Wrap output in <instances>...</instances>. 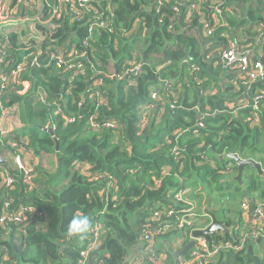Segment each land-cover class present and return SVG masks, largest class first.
Returning <instances> with one entry per match:
<instances>
[{"label": "trees", "instance_id": "1", "mask_svg": "<svg viewBox=\"0 0 264 264\" xmlns=\"http://www.w3.org/2000/svg\"><path fill=\"white\" fill-rule=\"evenodd\" d=\"M212 2L222 3L220 14L208 7ZM41 3L42 17L47 19L56 0ZM177 5L178 9H173ZM91 6L79 20L73 21L68 13L56 19L52 29L42 27L48 32L43 49L48 44L68 50L72 44L81 48L83 40H88L81 58L87 63L85 75L77 74L69 81L72 70L46 66L49 55L42 50L40 65L27 63L3 90L0 117L2 106L17 103L22 126L12 139L0 132V155H11L10 141L26 136L34 155L54 156V171L33 164L30 183H26L17 168L10 169L16 182L0 189V213L6 203L9 209L24 205L34 211L26 212L27 218L20 225L0 224V264H125L127 252L139 242L142 224L151 212L170 208L174 214L161 217L169 221V228L161 230L163 225L157 223L160 230L155 235L164 249L153 248L165 256L160 258L161 264H175L178 256L187 254L174 259L173 253L189 242L197 225L193 219H188L189 224H177L178 210L191 206L173 201L174 193L185 190L189 179L201 173L221 179L220 172L232 161L226 154L250 159L252 150L263 151L264 100L254 110L251 99L264 92V80L247 87L241 83L244 75L226 71L217 54L235 42L252 48L253 61L264 67V28L262 33L259 30L264 22V0H94ZM195 6L203 7L206 21L215 27L211 33L203 29ZM107 17L110 26H92ZM192 29L198 36L190 32ZM6 39L3 59L8 66L1 65L2 71L14 68L28 54L16 33H8ZM3 42L5 37L0 33V46ZM130 60L139 64L138 73L126 71L119 79L107 72L112 65L113 73H123ZM161 80L191 85L178 93L177 108L167 104L157 121L152 114L141 127L137 107L148 99L150 87ZM194 80L200 81L199 87ZM40 90L45 93L44 100L38 98ZM96 92L105 103L98 102ZM244 98L247 105L241 107L239 100ZM93 115L100 131L89 122ZM198 116L204 127H195ZM111 119L121 125L118 135L105 125ZM191 128H197L200 135ZM209 161L218 167L212 168ZM199 162L202 165H197ZM247 191L258 192L264 201V187L257 177H250ZM236 213L239 218L234 221L239 224L235 230L209 239L239 243L244 222ZM80 215L89 217L90 229L70 234L69 222ZM234 221L227 225L231 227ZM97 225L101 228L99 242L84 257L81 252L87 249ZM176 238L181 241L174 249ZM144 247H138L139 252ZM261 247L263 239L249 237L238 251H219L208 264H264ZM142 255L141 263L150 264Z\"/></svg>", "mask_w": 264, "mask_h": 264}, {"label": "built area", "instance_id": "2", "mask_svg": "<svg viewBox=\"0 0 264 264\" xmlns=\"http://www.w3.org/2000/svg\"><path fill=\"white\" fill-rule=\"evenodd\" d=\"M37 0H15V5L22 4H30L35 3ZM42 1V0H41ZM94 0H56V4L54 5L53 12L56 13L59 16V13L64 5H67L68 10L71 13L72 20H79L81 15L89 11L92 6L91 2ZM208 1V0H207ZM203 2V0H201ZM159 3H161L159 1ZM213 5H208V7L213 8L216 13L220 14L223 7L222 3L212 2ZM180 6L181 4L178 3ZM177 6H173V9L177 10ZM5 6L0 5V12L1 14L5 12L6 10ZM195 12L197 16L199 17L200 23L203 25V29L207 33H211V31L215 28L214 26H210L209 23L206 21V13L203 10V7H197L195 8ZM264 16V14H263ZM93 25L96 26H110L111 25V19L107 17L105 20L98 19L95 21ZM32 26V25H31ZM91 26V27H92ZM33 27V26H32ZM54 27V25H53ZM264 28V22H261L259 24V30L262 33V29ZM8 33H10V30H6V33L3 34L5 37V42L0 46V68L1 65L3 67L8 66V62L4 61L3 57L5 56V46L8 45L7 36ZM30 42V39H26L24 41L25 49L28 50V54L23 58V60L18 63L14 68L10 69L9 71H2L0 69V104L3 103L4 98H2L3 90L7 88V86L13 82L17 76V74L25 67L27 63L33 66H39V56L43 51H46L49 55V64H53L54 67L57 70L64 69L65 71L72 70V76L69 79L71 81L72 77L79 74V75H85V68L87 66L86 61H83L81 58L85 56L84 50L88 47V40L84 39L82 42V47H76L72 45L70 49L58 47L54 44H49L45 47V49L42 48L41 45H36L35 43L27 44ZM68 53V54H65ZM218 56V63L226 70V71H237L238 73L244 75V79L241 81L244 85L247 87L250 86L251 83L257 81V80H264V67L263 64L260 61H253V49L250 47L240 46L235 42L230 43L225 48L220 50L217 54ZM130 64L127 69L124 70L123 73L117 74L119 75V79L124 76V74L127 72L132 73H138L140 70L139 64H137L135 61L130 60L128 61ZM193 69H197V67L193 66ZM101 81V79H99ZM184 82V81H183ZM182 82V84H183ZM199 83V80H194L193 83ZM186 85L189 87L190 83L185 81ZM131 83L129 82V85ZM182 85H176L172 84L167 80H161L160 82H157L154 86L150 87V93L148 96V99L141 105L137 107V112L139 116V125L141 123V127H143V123H145L149 119V117L152 114H155L156 121L157 118H159L162 115V110L164 107L169 104L170 108H177V95L181 90ZM95 88V87H93ZM95 95L98 97L99 103H105L104 98L100 96L98 92L95 93ZM44 96H41L40 100H44ZM260 100H264V92H260L255 94L251 99V105L254 110H258V102ZM246 99H240L239 104L241 107L246 106ZM4 113L0 121L1 123L9 116H15L18 117V104L14 103L12 106L5 108L2 106ZM59 109V106H58ZM256 116V114H255ZM95 115L91 116L89 119V122L91 125L98 131H100V123L95 121ZM106 127H110L114 129V131L117 132L120 129L121 125L117 120H107L105 123ZM195 127H204L203 122L201 121V117L197 119V123L195 124ZM196 129H192L193 133L197 136L200 135L199 131ZM1 130V129H0ZM3 133V132H2ZM13 141L10 143L11 147H16V144H12ZM13 146H12V145ZM173 153L175 156L179 155V151L176 149V147L173 148ZM20 154H15L14 156V163L16 165V168L22 173L24 180L26 183H30V177L32 176V166H26L21 159ZM3 163V157L0 155V165ZM14 182H16V179L14 177H9L5 181V185L11 186ZM1 184V183H0ZM173 201L175 202H187L185 199H183L181 195V191H177L173 195ZM242 210H244L245 220L244 224L240 227V239L239 243L235 244L231 240H227L224 242H215L214 240H206L203 237H199L195 240V245L192 249H190L186 256H178L176 260V264H208L211 262L215 257L218 256L219 251L222 250H233L238 251L245 240L249 237L251 238H258V237H264V202L261 204L256 205L252 210H250L251 213H247L249 211V203L243 202L242 204ZM34 209L31 206H24L19 205L17 208L9 209L8 203H6L0 213V224H8L11 223L13 225H20L23 223V221L27 218L26 212H32ZM181 214L177 217V224L183 225L184 223L189 224L190 222L188 219H191V214L188 213V209H180L178 210ZM174 214V210L172 208L162 211V210H156L151 212L150 217H148L145 220V223L142 224L140 237L142 240V244L138 247H144V243H147V246L144 247V249L140 253H146V260L150 264H161L160 258L162 257L160 254H157V251H155L153 248L149 247V244L152 242L153 237L157 235V232H159L160 228L157 227V223L162 224L161 230H167L169 225V221H163L161 220L162 215H168L171 216ZM250 220L249 221L246 220ZM96 230H94L93 236L90 238V242L87 245V249L81 252V255L86 257V255L89 252V247L91 246V241L93 239H98L100 237L99 230H101L100 226L97 225L95 227ZM164 256V255H163ZM163 258V257H162Z\"/></svg>", "mask_w": 264, "mask_h": 264}, {"label": "crops", "instance_id": "3", "mask_svg": "<svg viewBox=\"0 0 264 264\" xmlns=\"http://www.w3.org/2000/svg\"><path fill=\"white\" fill-rule=\"evenodd\" d=\"M36 3H39V2L30 3L29 5L36 4ZM20 6L18 8H15L16 7L15 0H12L10 5L6 7L5 9L6 11L3 12L2 14L0 12V18L4 19L6 17H19L17 15V10L20 8ZM197 7L199 6H195V8ZM68 13H69L68 8L66 7V5H64L62 16ZM52 15L53 13L51 10L49 18L43 19L42 17L41 19L38 20L42 24L40 28L34 27V29L36 30L29 29V32L31 33L29 34L26 33V35L28 36L31 42H34L36 45H40V44H44L47 41L48 32L44 31L43 28H45L46 30L50 28V24H51L50 17H52ZM215 18L216 17H214V19ZM31 22L32 20L29 22V25H30L29 28H31ZM214 23L216 26H218L219 20L216 19ZM3 29H9L11 33L13 32L16 33L18 35V41L23 43L21 35L24 34V32H27V30L21 31L18 28H11V27H8V28L4 27ZM190 32L198 36V33L195 30L192 29ZM227 38L231 40L228 34H227ZM238 40H242V38L239 36ZM27 84L29 86V83ZM41 96H45V93L43 92V90L39 91L38 98L40 99ZM18 111H19V107H18ZM21 126L22 124L19 121V115L17 118L15 116H9L1 123L0 129L3 132L4 136H7L12 139L14 137V133L17 130H20ZM25 137L23 138L21 137V139L18 142H15L14 140H12L13 143L16 144V148L8 147L10 149H13V151H11V155H7L3 157V163L0 165L2 166V169L0 170V183H1L0 189L1 190L2 188L7 187L5 185L6 179L9 177H14L13 174L10 173V169L16 168L14 160H12V156L14 153L16 154L18 153L21 155L19 156L21 157V159L23 160L26 166L29 167L31 166V164H35L36 155H34L31 149L27 146V139ZM12 141H10V143ZM252 152H253V155L250 156L252 157L251 159H254L258 161L259 163H261L262 169L264 170V167H263L264 150L261 152L260 151L258 152V150L256 151L252 150ZM248 153L250 154V151H248ZM47 155H51V154H47ZM206 160L208 161V159ZM208 163H209L208 165L212 166V168L218 167V166H214L215 162L213 163L212 161H209ZM218 164L219 166H221L220 163ZM235 164H233L232 161L227 163L225 170L220 172L221 175L223 176L221 179L216 178L213 180L209 176H205L202 173L199 175L195 174L196 176L189 179L190 186L193 190V196H196L199 198L195 203L193 202L191 203L193 213H191V216H190L191 219L194 220V222L195 221L198 222L197 228L204 227L206 226L207 223H209L210 218L207 216V211H212L216 213L219 219L222 217L225 218L224 220L226 223L232 220L234 221V219L239 218L238 215H236L237 214L236 212H239L240 217H242L243 222H244L246 215L243 214L244 210H242L241 204L245 201L248 202L249 211L247 213H251L250 210H252L256 205L264 202L263 200L259 199L258 192L247 191V188L250 185L251 176H253L254 178L257 177V179L261 181V187L262 188L264 187V173L260 175L256 169L251 168L250 166H247L242 173L240 181H238L236 179L237 171L236 170L235 172L233 171ZM197 165H202V163L199 162L197 163ZM3 166L5 168H3ZM193 181H196V182L192 184ZM215 181L217 182L215 183ZM212 186L214 188H212ZM183 191H185V194L187 195V190L185 189ZM225 197H229V198L225 199ZM234 204H238V206L236 207L234 206ZM232 224L233 225L231 226V228L235 230L239 224V221L235 220ZM98 242H99V238L93 239L91 241L89 252L96 247ZM153 245L155 246L156 249L157 247L160 248L161 249L160 251L164 249L162 247L161 240L157 241V237L155 236L153 237L152 242L149 244V247L153 248ZM137 246L138 245L136 244L128 250L125 264H142L141 262H144V261H139L141 260V257L139 256L141 255V253L139 252ZM168 249L172 250L170 246L168 247ZM257 252L258 254H262V250H260L259 248L257 249ZM135 258H138L139 260L135 261L134 260ZM164 258L165 256H163L162 259L164 260Z\"/></svg>", "mask_w": 264, "mask_h": 264}, {"label": "rangeland", "instance_id": "4", "mask_svg": "<svg viewBox=\"0 0 264 264\" xmlns=\"http://www.w3.org/2000/svg\"><path fill=\"white\" fill-rule=\"evenodd\" d=\"M11 1L12 0H0V5L7 7V6L10 5ZM36 2H39V3L29 5V4H24L22 2L20 8L17 10V15L19 17H6L4 19L0 18V33L2 35L6 33L7 29H3L4 27H7V28L8 27L18 28L19 30H22V31H26L27 30V32H24V34L21 35L22 41L24 42L28 38L26 33L27 34L31 33V32H29V29L36 30L32 26H31V28H29L30 25L28 26V23L32 20V22H31V24H32L34 20L41 19L42 15H43V12H44V7H43V4L41 3V0H37ZM20 11H21V14H20ZM27 44H30V42H28ZM156 59H157V57H156ZM113 70L114 69L112 68V65H111L107 72L109 74H112L115 77L119 78V75L113 73L114 72ZM190 85H191V83H190ZM194 85H195V87H199L200 86V84L196 83V82H194ZM184 88H188V86L186 85L185 81L183 82V85H182L180 91L181 92L184 91ZM5 108H7V107H5ZM3 113H4V110L2 109L0 121H1V118L3 116ZM260 148H262L264 150L263 147H260ZM35 157H36L35 165L36 164H40L41 166L45 167L46 169L54 171V167H53V165H54V161H53L54 156L47 155V154H40L39 156H35ZM31 166H34V165L31 164ZM212 188H214V187L212 186ZM186 190H187V195L185 194V191H181V195H182L183 199H185V201H187V202L190 201L189 203H192V202L195 203L199 198L196 197V196H193V190H192V188L190 186V183L187 184ZM226 198H229V197H225V199ZM234 206L237 207L238 204H234ZM188 213L189 214L193 213L192 207L188 208ZM197 224H198V222H196V225ZM180 241H181L180 238H176V239L173 240L172 246H173L174 249H177L179 247ZM141 244H142V240H141V237H140V240L137 243V245L140 246ZM261 248L264 249L263 247H261ZM159 254L162 256L163 253L160 252ZM142 256L146 258V253H143ZM134 260L137 261L139 259L135 258Z\"/></svg>", "mask_w": 264, "mask_h": 264}, {"label": "water", "instance_id": "5", "mask_svg": "<svg viewBox=\"0 0 264 264\" xmlns=\"http://www.w3.org/2000/svg\"><path fill=\"white\" fill-rule=\"evenodd\" d=\"M223 7V5L221 6ZM200 118V116H198ZM49 131H51L49 129ZM56 148L58 147V141H55ZM226 157L231 159L232 161H235L237 165V175L236 179L240 181L242 173L244 169L247 166H250L251 168H254L258 171V173L261 175L264 173V170L262 169L261 163L254 159H243L238 154L232 153V154H226ZM207 210V209H206ZM207 216L210 218L209 223L206 224L204 227L194 228L191 231L190 240L187 244H185L180 251L173 253V258L176 259L177 255H186L190 249H192L195 245V240L199 237H203L204 239L208 240L211 236H216L219 234H229L231 233V227L227 225V223L224 221H220L217 217L216 213L212 211H207ZM264 240V237H258L257 240ZM93 262V259L90 261V263ZM176 264V263H175Z\"/></svg>", "mask_w": 264, "mask_h": 264}, {"label": "clouds", "instance_id": "6", "mask_svg": "<svg viewBox=\"0 0 264 264\" xmlns=\"http://www.w3.org/2000/svg\"><path fill=\"white\" fill-rule=\"evenodd\" d=\"M21 4H18V5H15L16 7L15 8H18ZM67 7V5H66ZM68 8V7H67ZM54 10V6L52 8V17H50V29L53 28V24L55 23L54 21L56 19H59V17H62V12H63V7L59 13V16L53 12ZM69 11V10H68ZM69 14L71 15L70 11H69ZM39 19H36L33 21V23L31 24L34 27H41V23L38 21ZM28 26H29V23H28ZM9 30V29H8ZM22 31V30H21ZM11 32V31H10ZM48 38V37H47ZM24 43V42H23ZM42 46V44H40ZM49 45V44H48ZM74 45V44H72ZM201 117V116H200ZM0 132L2 133V131L0 130ZM3 134V133H2ZM4 135V134H3ZM1 167V166H0ZM192 204L190 203V206ZM91 227V221L89 219L88 216L86 215H80V216H74L71 221L69 222V225H68V231L70 234H79V233H86ZM197 228V227H196ZM257 239V238H256ZM89 253V252H88Z\"/></svg>", "mask_w": 264, "mask_h": 264}, {"label": "flooded vegetation", "instance_id": "7", "mask_svg": "<svg viewBox=\"0 0 264 264\" xmlns=\"http://www.w3.org/2000/svg\"><path fill=\"white\" fill-rule=\"evenodd\" d=\"M225 220H222V222H224Z\"/></svg>", "mask_w": 264, "mask_h": 264}]
</instances>
